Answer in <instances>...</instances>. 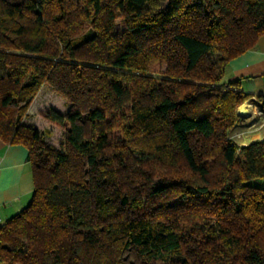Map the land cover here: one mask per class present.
<instances>
[{
    "label": "trees",
    "instance_id": "16d2710c",
    "mask_svg": "<svg viewBox=\"0 0 264 264\" xmlns=\"http://www.w3.org/2000/svg\"><path fill=\"white\" fill-rule=\"evenodd\" d=\"M158 7L0 0V139L27 149L34 183L0 223V264H264V140L229 137L250 96L224 81L264 0ZM44 86L69 106L42 115L62 151L23 123Z\"/></svg>",
    "mask_w": 264,
    "mask_h": 264
},
{
    "label": "crops",
    "instance_id": "0c3cea01",
    "mask_svg": "<svg viewBox=\"0 0 264 264\" xmlns=\"http://www.w3.org/2000/svg\"><path fill=\"white\" fill-rule=\"evenodd\" d=\"M240 80L241 89L250 97L242 105L246 115L230 131L239 146L264 140V34L255 47L232 59L225 67L224 81ZM241 105V106H242ZM239 106L236 110L241 112ZM31 109V108H30ZM260 112L261 114H259ZM264 186V182H263ZM34 190L28 151L22 145H10L0 139V218L5 222L18 214L30 201Z\"/></svg>",
    "mask_w": 264,
    "mask_h": 264
},
{
    "label": "rangeland",
    "instance_id": "374dc122",
    "mask_svg": "<svg viewBox=\"0 0 264 264\" xmlns=\"http://www.w3.org/2000/svg\"><path fill=\"white\" fill-rule=\"evenodd\" d=\"M167 3L168 0H159V7L156 11L163 9ZM118 29L120 30L121 27L118 26ZM30 108L27 117L24 119V125L37 130L45 145L58 151H62L64 146L63 131L56 125L46 121L42 115L50 110H54L61 114L67 112L69 106L66 104L65 100L55 94L50 88L44 86L34 98ZM76 108L82 112L83 116L89 111L90 108L85 101L84 95L78 99ZM122 259L125 262L136 263L137 255L135 249L129 248L125 250L122 254Z\"/></svg>",
    "mask_w": 264,
    "mask_h": 264
},
{
    "label": "water",
    "instance_id": "95a60500",
    "mask_svg": "<svg viewBox=\"0 0 264 264\" xmlns=\"http://www.w3.org/2000/svg\"><path fill=\"white\" fill-rule=\"evenodd\" d=\"M238 115H239L240 117H243V116L246 115V112H238Z\"/></svg>",
    "mask_w": 264,
    "mask_h": 264
},
{
    "label": "built area",
    "instance_id": "2783aa9c",
    "mask_svg": "<svg viewBox=\"0 0 264 264\" xmlns=\"http://www.w3.org/2000/svg\"><path fill=\"white\" fill-rule=\"evenodd\" d=\"M257 103H259L260 105H262V101L257 99ZM259 114H261L260 112H258ZM0 223H1V218H0Z\"/></svg>",
    "mask_w": 264,
    "mask_h": 264
},
{
    "label": "bare ground",
    "instance_id": "6f19581e",
    "mask_svg": "<svg viewBox=\"0 0 264 264\" xmlns=\"http://www.w3.org/2000/svg\"><path fill=\"white\" fill-rule=\"evenodd\" d=\"M245 107V105H242L241 107H240V110H243V108ZM245 110H243V111H241V112H244Z\"/></svg>",
    "mask_w": 264,
    "mask_h": 264
}]
</instances>
